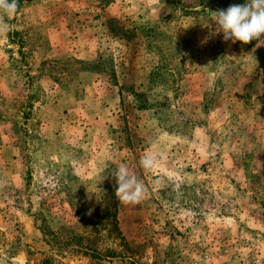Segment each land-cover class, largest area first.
Returning <instances> with one entry per match:
<instances>
[{"label":"rangeland","instance_id":"obj_1","mask_svg":"<svg viewBox=\"0 0 264 264\" xmlns=\"http://www.w3.org/2000/svg\"><path fill=\"white\" fill-rule=\"evenodd\" d=\"M243 3L19 0L0 34V264H264V34H212L211 11ZM120 165L139 205L115 195Z\"/></svg>","mask_w":264,"mask_h":264},{"label":"clouds","instance_id":"obj_2","mask_svg":"<svg viewBox=\"0 0 264 264\" xmlns=\"http://www.w3.org/2000/svg\"><path fill=\"white\" fill-rule=\"evenodd\" d=\"M18 6L19 0H0V34L9 30L5 17H14ZM211 12L215 22L212 34L222 33L225 41L247 44L264 34V0H245L243 4H230L226 9ZM155 163L156 155L153 153L145 154L140 160L141 167L146 170H151ZM112 175L117 182L115 195L118 200L132 206L139 205L145 198L146 189L137 175L124 165L118 166Z\"/></svg>","mask_w":264,"mask_h":264}]
</instances>
